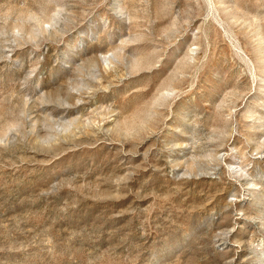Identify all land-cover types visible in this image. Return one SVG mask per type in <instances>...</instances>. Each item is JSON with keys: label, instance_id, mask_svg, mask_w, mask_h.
Instances as JSON below:
<instances>
[{"label": "rangeland", "instance_id": "rangeland-1", "mask_svg": "<svg viewBox=\"0 0 264 264\" xmlns=\"http://www.w3.org/2000/svg\"><path fill=\"white\" fill-rule=\"evenodd\" d=\"M0 264H264V0H0Z\"/></svg>", "mask_w": 264, "mask_h": 264}]
</instances>
